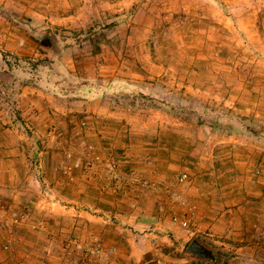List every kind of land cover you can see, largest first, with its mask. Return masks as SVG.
Wrapping results in <instances>:
<instances>
[{
    "label": "rangeland",
    "instance_id": "1",
    "mask_svg": "<svg viewBox=\"0 0 264 264\" xmlns=\"http://www.w3.org/2000/svg\"><path fill=\"white\" fill-rule=\"evenodd\" d=\"M248 1L0 0V147L20 172L0 180V264H264V0Z\"/></svg>",
    "mask_w": 264,
    "mask_h": 264
},
{
    "label": "crops",
    "instance_id": "2",
    "mask_svg": "<svg viewBox=\"0 0 264 264\" xmlns=\"http://www.w3.org/2000/svg\"><path fill=\"white\" fill-rule=\"evenodd\" d=\"M210 1H217V0H210ZM243 1V0H235V4ZM248 1V0H247ZM252 2H254L255 0H251ZM249 2V1H248ZM221 3V2H219ZM227 3V1H226ZM250 3V2H249ZM258 12L256 13L255 17H248V16H242V17H236L237 14L235 15V24L238 25V27L236 28L235 26V32L236 35L238 34H242V32H244V35L247 38H252L253 34L255 35V32L252 33L253 30V25L257 22H259V16H258ZM247 22V24H246ZM245 24V25H244ZM238 29H240L241 31H239ZM261 34L263 35V32H261ZM236 47V45H235ZM237 51V48H235V52ZM0 155H3L0 158V180L3 181H7V179H9V181H13L17 178L20 177V172L17 166V162H15L16 160L14 158H11V154H10V150L7 147H0ZM39 180V179H38ZM17 198V196H16ZM20 198V197H19ZM19 200V199H17ZM46 200V199H45ZM50 201V200H49ZM54 204L53 201L49 202V205L46 206V210H50V205ZM96 204H94L93 206L90 207V210L86 213L87 214V219H79L77 220L78 224L82 223L85 224V226L87 227L88 230H96L97 227V222L99 221V218L97 216V212H99V207ZM102 210V209H101ZM9 211V210H8ZM4 210L0 209V213H3ZM7 212V210L5 211ZM46 212V211H45ZM105 212V210H104ZM47 214H49L48 212H46ZM78 214H80V212H78ZM77 214V215H78ZM196 215V214H195ZM155 216H151V217H146V219L144 220V218H142V221H146L147 223H138V226L144 225V226H148V223L151 224H155ZM80 221V222H79ZM138 228V227H135ZM158 234L161 236V232L158 231ZM136 239H134V242L131 239L127 240V244H129L128 246H133L135 249H137V247H141L142 243L141 242H137L136 243ZM143 251V250H142ZM140 251V252H142ZM147 252V251H144ZM144 257L140 256L138 251H135L133 254L129 255V257H127V262L130 264H146L143 261Z\"/></svg>",
    "mask_w": 264,
    "mask_h": 264
},
{
    "label": "water",
    "instance_id": "3",
    "mask_svg": "<svg viewBox=\"0 0 264 264\" xmlns=\"http://www.w3.org/2000/svg\"><path fill=\"white\" fill-rule=\"evenodd\" d=\"M186 253L201 259L216 261L217 256L198 239H193L186 248Z\"/></svg>",
    "mask_w": 264,
    "mask_h": 264
},
{
    "label": "built area",
    "instance_id": "4",
    "mask_svg": "<svg viewBox=\"0 0 264 264\" xmlns=\"http://www.w3.org/2000/svg\"><path fill=\"white\" fill-rule=\"evenodd\" d=\"M185 177H187L186 173H184L181 176V180H183ZM86 251H88L91 254L92 257L103 258V259L108 258L110 256V253H111V249H108L107 247H104L100 243H96L95 245L86 248Z\"/></svg>",
    "mask_w": 264,
    "mask_h": 264
},
{
    "label": "trees",
    "instance_id": "5",
    "mask_svg": "<svg viewBox=\"0 0 264 264\" xmlns=\"http://www.w3.org/2000/svg\"><path fill=\"white\" fill-rule=\"evenodd\" d=\"M51 39H52V38H51L50 35L46 38V40H48V41H50Z\"/></svg>",
    "mask_w": 264,
    "mask_h": 264
}]
</instances>
